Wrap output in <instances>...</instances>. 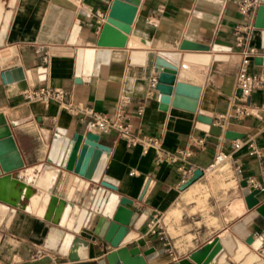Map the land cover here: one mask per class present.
I'll use <instances>...</instances> for the list:
<instances>
[{
  "label": "crops",
  "instance_id": "0c3cea01",
  "mask_svg": "<svg viewBox=\"0 0 264 264\" xmlns=\"http://www.w3.org/2000/svg\"><path fill=\"white\" fill-rule=\"evenodd\" d=\"M112 1L27 0L17 34L31 37L37 29L34 42L9 43L21 0L12 10L7 7L8 23L4 45L0 46V114L5 117L24 163L13 177L24 181L33 195L22 202L25 209L0 202V235L4 236L0 264H32L44 257L52 259L47 264H95L114 250L94 234L102 206L112 192L131 200L132 206L126 207L138 213L126 234L134 231L136 237L124 242L125 236L119 246L164 249L146 264H173L188 259L214 238L222 248L210 264H219V259L240 264L251 252L259 257L251 264H264V253L253 250L231 231L250 213L240 181L247 177L261 181L264 169V91L256 90L250 95V116L233 117L239 102L236 80L242 54H248L250 73L264 74V28L255 26L264 0H253L255 7L245 14L239 10L243 0H217L220 5L201 0H139L125 47L112 49L110 63L102 65L96 76L91 75L92 61L78 74V51L92 52L90 49L96 48ZM74 28L78 29L77 43L70 42ZM235 29L248 33L241 48L234 45ZM183 41L209 46L221 41L229 44L231 51L181 52ZM39 47H44L46 62ZM159 53H180L176 81L200 88L192 110L189 108L193 104L189 103L194 100L188 98L180 97L184 106H177L173 105L174 98L163 104L156 91L147 97L149 81L157 75L154 61ZM187 56L198 59L188 60ZM202 56L207 60L199 59ZM17 67L23 69L25 79L4 84L1 73ZM40 69L45 70L44 74ZM41 76L44 81L39 80ZM38 86L61 89L66 95L62 102L53 103L22 98L24 91ZM122 95L131 102L128 117L132 135L158 138L161 154L175 157L174 162L157 164L154 150L144 152L142 144L130 147L115 131L98 134L99 143L110 149L103 177L114 185V190L106 183H92L48 162L57 128L64 130L69 139L75 133L90 132L82 115L68 111L67 104L91 106L97 113L111 115ZM226 132L242 136L237 139L238 149L233 148L236 140L225 138ZM219 153L229 155V160L216 167L219 172L216 168L209 170ZM234 161L242 166V180L234 174ZM195 170L202 171V176L181 190L185 173H189L187 180ZM258 198L264 203L263 194ZM139 219L142 223L136 228ZM152 219L159 224L155 234L147 226ZM50 227L63 230L65 237L70 234L83 240L85 255L72 259V247L64 248L63 244L57 251L46 248ZM246 229L259 234L264 223L257 218ZM224 237L229 238L230 249L222 243Z\"/></svg>",
  "mask_w": 264,
  "mask_h": 264
},
{
  "label": "water",
  "instance_id": "95a60500",
  "mask_svg": "<svg viewBox=\"0 0 264 264\" xmlns=\"http://www.w3.org/2000/svg\"><path fill=\"white\" fill-rule=\"evenodd\" d=\"M216 5H220L217 0H201ZM27 0H21L17 11V18L12 30L9 43L16 41L34 42L35 33L30 37H24L17 32V26L20 24L25 12ZM139 0H113L111 7L105 17V21L99 32L96 48L90 49L92 53L91 75L96 76L102 65H108L112 54V49H121L125 47L127 35L130 33V27L133 23ZM10 6L8 0H0V22L5 19L7 7ZM80 14L88 16L84 11ZM257 28H264V6L258 8L256 25ZM181 52H230L229 44L216 41L212 46L199 43L183 41L179 47ZM180 53H159L155 58L154 66L157 70L156 92L160 95V100L167 105L171 98L173 105H182L180 97L194 100L198 99L200 88L185 83L177 82L178 65ZM44 74L45 70L40 69ZM41 74V75H42ZM1 79L4 84H11L25 79L24 71L21 67L7 70L1 73ZM44 81V76L39 78ZM179 99V102L177 101ZM181 102V103H180ZM249 102V100H248ZM188 108V107H186ZM7 128L8 133L0 135V202L17 209H25L22 205L24 200H28L32 195V189L21 179L14 178L13 173L24 168V163L17 144L12 136L11 130L7 125L5 117L0 114V129ZM66 132L57 128L51 143L48 154V162L56 165L68 172H73L81 178H86L92 183H106L110 189L114 190V185L109 183L103 173L106 167L110 149L99 143V135L87 132L86 134L75 133L72 138L65 137ZM225 138L237 140L241 135L232 132H226ZM264 156V150L262 151ZM202 171L195 170L182 186L181 190L186 189L190 184L202 176ZM241 193L247 210L250 212L239 223L231 228V231L238 236L245 244H248L253 250L258 251L264 241V229L259 234L251 233L246 226L257 218L264 223V203L258 198L257 190H251L247 187L246 180L240 181ZM132 201L126 198H120L112 192L107 197L100 216L94 229V234L102 239L106 244L113 247L114 250L107 253L104 257L98 259L95 264H146L147 261L157 257L164 252V249L156 250L154 247H148L141 250L137 246L129 248L127 245L119 246L121 240L126 236L129 229L133 227L138 217V213L128 209L126 206H132ZM65 232L61 229L50 227L45 238V247L57 251ZM3 236L0 235V244ZM222 246L217 238L210 243L203 245L193 251L188 259H182L178 264H210L211 261L220 252ZM259 260V257L253 252L249 253L240 264H251ZM51 263L50 258L39 259L32 264ZM173 263V264H175ZM219 264H230L227 261L218 260ZM27 264V263H25ZM71 264H86L84 262H74Z\"/></svg>",
  "mask_w": 264,
  "mask_h": 264
},
{
  "label": "built area",
  "instance_id": "2783aa9c",
  "mask_svg": "<svg viewBox=\"0 0 264 264\" xmlns=\"http://www.w3.org/2000/svg\"><path fill=\"white\" fill-rule=\"evenodd\" d=\"M253 0H243L239 3V10L241 13L245 14L252 7H255ZM234 38V45L236 48H241L248 38V33L243 34L238 29L232 32ZM38 52L43 53V61L46 62L48 59L47 54L44 52V47H39ZM249 57L247 53L242 54L241 64L236 80V87L239 91L238 104L234 108L233 117L235 119H241L251 115V107L248 102L250 95L256 91H264V74H252L249 72ZM157 83V75L151 77L149 81V91L147 97L151 98L154 94L155 85ZM66 93L61 89H53L47 86L33 87L22 93V98L27 102L33 101H45L46 103L62 102ZM130 99L127 95H122L116 102L114 112L111 115L97 113L93 110L91 106H83L80 104L72 105L67 104L65 107L68 111L72 113H80L83 119L86 121V128L88 131L94 134L108 135L115 131L118 133L119 137L124 140L130 147H135L142 144L144 152L148 149L155 151L156 163L161 164L165 162H174L175 157H164L160 151V141L156 137H143L139 138L133 136L132 126L128 117V109L130 106ZM141 110H138V115H140ZM240 147L239 140L233 142V148L238 149ZM256 153V152H255ZM260 156V153H257ZM188 156V154H185ZM229 155L224 153H219L214 162L209 166V170L215 169L221 163L228 161ZM233 171L237 178L242 180L243 169L238 161L233 162ZM135 172H131L130 175H134ZM189 173H185L181 183L184 184L187 180ZM193 175V173H192ZM262 180L258 181L253 177L245 178L247 187L251 190H257L259 193L264 192V169H261ZM192 177V176H191ZM150 229L151 234L156 233V229L159 227L158 220L152 219L147 224ZM261 253H264V241L262 242L260 248L258 249Z\"/></svg>",
  "mask_w": 264,
  "mask_h": 264
},
{
  "label": "bare ground",
  "instance_id": "6f19581e",
  "mask_svg": "<svg viewBox=\"0 0 264 264\" xmlns=\"http://www.w3.org/2000/svg\"><path fill=\"white\" fill-rule=\"evenodd\" d=\"M17 3V0H11L10 1V10H12L15 5ZM4 23V24H3ZM7 23H8V19L6 18L5 21H3L2 23H0V46L4 45V37H5V32H6V27H7ZM78 33V29L77 28H74V32H73V35L70 39V42L71 43H77V39H76V35ZM92 53L93 52H89V51H86V50H83V49H80L78 51V61H77V73L78 74H81V71L84 67H86V64L87 66L88 65H91V61H92ZM195 54V53H194ZM198 54V53H197ZM208 56V54H207ZM138 59H142L141 57H139ZM187 59L188 60H193V59H198V58H195L193 56H187ZM202 61H206L207 58L205 56H202L201 58ZM200 61V60H199ZM192 63V62H191ZM210 63V62H209ZM179 102V100H178ZM187 102V101H186ZM181 103V102H180ZM203 120V119H202ZM19 122H15V125H17ZM4 133H8V129L7 128H1L0 129V135L4 134ZM30 174V173H29ZM35 179V178H34ZM29 182V181H28ZM107 185V184H106ZM109 186V185H107ZM110 187V186H109ZM41 194V193H40ZM42 196V195H41ZM60 202V201H59ZM58 202V203H59ZM103 202V201H102ZM30 204V203H29ZM55 205V202L52 203V206H51V209L54 207ZM6 206V205H5ZM101 206V205H100ZM68 207H69V204H68ZM5 208V207H4ZM3 208V209H4ZM6 210V209H5ZM48 212V211H47ZM62 212V211H61ZM56 213V212H55ZM59 215V211H57V215ZM5 216V215H4ZM51 216V215H50ZM3 217V216H1ZM61 217V215H60ZM6 218V217H5ZM50 219V217H49ZM63 219V218H62ZM46 220V218H45ZM56 221V220H55ZM54 221V222H55ZM142 223V219H139L135 225L136 228H139L140 225ZM13 226V225H12ZM133 232V233H132ZM10 233V232H9ZM41 233V232H40ZM68 233V232H67ZM93 235V234H92ZM20 236V235H19ZM4 237V236H3ZM6 237V236H5ZM16 237V236H15ZM14 237V238H15ZM65 237V235H64ZM62 239L61 241V244L59 245V248L60 246L63 244V247H72L71 248V251L69 253L70 257L73 259L75 258H79V257H82L85 255L84 253V250H83V247L85 246V242L83 240H81L80 238H74L72 235L70 234H67L66 237ZM136 237V233L134 231H131L125 238H124V242H128L129 240L133 239ZM11 238V237H10ZM22 240V239H21ZM36 241V240H35ZM234 241V240H233ZM222 243L226 246V248H229L230 249V240L228 237H224L222 238ZM23 244V243H22ZM87 246V245H86ZM58 248V249H59ZM85 248V247H84ZM233 248V247H232ZM21 249V248H20ZM24 252V251H23ZM69 252V251H68ZM60 253V252H59ZM233 253V252H232ZM231 253V254H232ZM68 256V255H67ZM232 256V255H231ZM236 257V256H235ZM234 258V257H232ZM34 260V259H33ZM52 260V259H51ZM53 262V261H52ZM7 264V263H6ZM53 264V263H52ZM175 264H178V263H175Z\"/></svg>",
  "mask_w": 264,
  "mask_h": 264
},
{
  "label": "rangeland",
  "instance_id": "374dc122",
  "mask_svg": "<svg viewBox=\"0 0 264 264\" xmlns=\"http://www.w3.org/2000/svg\"><path fill=\"white\" fill-rule=\"evenodd\" d=\"M216 170L218 171V169H217V168H216ZM218 172H219V171H218ZM228 173H229V172H228ZM228 173H227V174H228ZM227 174H225V175H227ZM222 175H223V174H222ZM225 175H223V176H225Z\"/></svg>",
  "mask_w": 264,
  "mask_h": 264
}]
</instances>
